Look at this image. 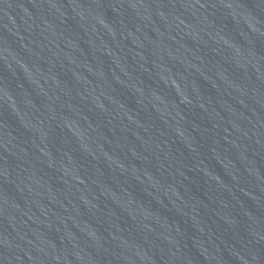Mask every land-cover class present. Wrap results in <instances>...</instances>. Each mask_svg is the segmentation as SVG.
Masks as SVG:
<instances>
[{
  "label": "water",
  "instance_id": "obj_1",
  "mask_svg": "<svg viewBox=\"0 0 264 264\" xmlns=\"http://www.w3.org/2000/svg\"><path fill=\"white\" fill-rule=\"evenodd\" d=\"M0 264H264V0H0Z\"/></svg>",
  "mask_w": 264,
  "mask_h": 264
}]
</instances>
